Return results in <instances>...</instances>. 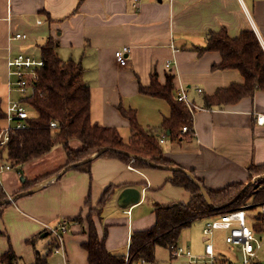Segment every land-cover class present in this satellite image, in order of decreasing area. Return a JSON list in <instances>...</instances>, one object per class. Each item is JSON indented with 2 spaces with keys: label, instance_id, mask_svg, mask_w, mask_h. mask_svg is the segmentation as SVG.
Returning a JSON list of instances; mask_svg holds the SVG:
<instances>
[{
  "label": "crops",
  "instance_id": "1",
  "mask_svg": "<svg viewBox=\"0 0 264 264\" xmlns=\"http://www.w3.org/2000/svg\"><path fill=\"white\" fill-rule=\"evenodd\" d=\"M222 29L231 37L253 29L264 47V0H0V83L5 85L9 78V57L20 51L41 56L42 46L54 36L61 59L80 61L84 67V80L91 87L93 122L128 127L129 135L123 137L129 140L131 126L122 108L134 109L146 129L166 136L162 145L168 159L192 171L206 188L219 190L248 182L250 166L264 165V123L258 122L264 115V89L235 103L197 109L193 113L195 135L173 141L162 126L171 116L170 103L141 88L150 85L154 76L164 84L173 73L175 94L185 85L193 100L203 106L206 95L234 82L243 83L239 69L216 67L222 61L220 51L205 49L210 35ZM16 33L26 37L14 38ZM124 45L131 51L128 63L121 65L115 51ZM171 176L172 170L137 168L109 155L94 158L90 172L69 169L40 190L0 204V259L11 243L21 257L18 264H33L37 252L45 255L56 244L53 235L45 234L46 225L68 220L67 261L89 264L84 247L89 224L72 218L81 212L87 215L112 184L114 193L94 219L100 235L106 234L107 248L126 257L132 234L156 223L157 205L192 199L189 190L168 181ZM127 186L138 187L141 200L121 207L118 198ZM210 218L199 220L205 225ZM32 237L34 243L28 241ZM49 238L51 244L46 243ZM181 257L193 259L187 254Z\"/></svg>",
  "mask_w": 264,
  "mask_h": 264
},
{
  "label": "trees",
  "instance_id": "2",
  "mask_svg": "<svg viewBox=\"0 0 264 264\" xmlns=\"http://www.w3.org/2000/svg\"><path fill=\"white\" fill-rule=\"evenodd\" d=\"M58 45L59 40L50 36L41 48L44 66L39 70L33 93L26 99L35 115L29 118L27 128L16 130L12 134L5 157L21 167L24 173L25 165L44 159L43 157L58 146L63 148L65 160L58 170L52 174L43 175L35 183L23 175L22 177L25 178L22 181L23 187L17 192L38 185L59 173L66 165L88 158L103 147L108 149L97 157L108 155L118 157L137 168H160L145 159L156 164L175 165L165 156L163 145L157 134L146 129L139 122L134 109L122 108V113L129 119L131 126L129 140L124 139L118 127L99 125L92 121L91 87L84 80V67L80 61L74 59L62 60L57 50ZM205 49L220 51L222 61L216 67L239 69L245 81L234 82L227 87L219 88L212 95H206L204 107L235 103L245 96H253L258 89H264V47L253 29L242 30L238 37H231L226 29L213 32ZM141 91L163 97L170 103L171 116L164 119L162 126L169 131L173 141L195 135L193 113L176 97L173 73L168 74L164 84L156 76L152 77L150 85L142 86ZM3 118H5V111L0 99V119ZM53 121L58 124L56 128L51 125ZM184 126H187L188 130L183 131ZM130 153L136 155V158L134 159ZM93 160L73 168L90 172ZM250 172L249 180L264 173V165L253 164L250 166ZM168 181L189 190L193 194L192 199L188 203L171 202L156 206L154 210L157 215L156 223L132 234L130 253L133 260L144 258L147 262L153 263L156 261L155 252L158 246L173 250L179 246L183 229L200 218L217 217L230 210L238 209L246 205V201L254 195L255 199L264 200V179L251 185L235 200V196L239 194L245 182H235L223 189L211 190L199 180L207 189L215 207L208 203L201 188L182 170L172 171ZM115 188L114 184L108 186L97 206L92 207L87 215L81 212L72 218L74 221L80 223L87 221L89 224V239L84 243L88 251L89 264H126L124 255L112 253L107 248L106 234L100 235L94 219L95 215H101ZM7 198L5 192H0V199ZM232 200L234 201L231 202ZM86 205H89V200ZM260 218L257 216L256 220ZM257 223L256 221L254 224L256 229L263 228ZM35 239L32 237L28 241L34 243ZM52 252L53 250H50L45 255L37 252L36 261L33 264H52L50 261ZM20 259L21 257L10 243L8 251L1 256L0 264H18ZM253 264L262 263L254 262Z\"/></svg>",
  "mask_w": 264,
  "mask_h": 264
},
{
  "label": "built area",
  "instance_id": "3",
  "mask_svg": "<svg viewBox=\"0 0 264 264\" xmlns=\"http://www.w3.org/2000/svg\"><path fill=\"white\" fill-rule=\"evenodd\" d=\"M139 2V0H136ZM14 38L26 37L25 34L16 33L13 35ZM131 51L129 45H124L116 49L115 56L117 61L121 65H126L128 63V55ZM44 66V59L41 56H35L34 54L27 51H20L16 55L9 57L8 67H9V78L8 82L11 90H15L20 93L21 98L12 101L9 99V105L5 110V120L6 125H0V185L3 189L2 191L6 194L10 193L5 185L4 178L6 174L14 171L16 176H23L24 171L18 165L13 164L5 156L8 144L11 140L12 134L16 130L25 129L29 126V118L33 116L29 108L31 105L26 101L34 90L35 83L39 77V70ZM171 66V60L167 62V67ZM15 77V78H14ZM199 93H203V88L200 86L196 87ZM178 100L184 102L194 113L197 109L206 108L204 106L198 105L188 92V87L185 85H180L177 91ZM259 123H264V115L258 117ZM53 127H57V122H51ZM188 130L187 126L183 127V131ZM161 143L166 141V136L159 137ZM253 204H246L238 209L230 210L224 214L217 217H211L208 219L203 227V233L205 234V240L208 242L205 245L206 254L213 259L215 258V247L211 240L213 232L220 229L228 230L226 234V242L233 245H238L240 247L239 260L242 264H253L254 262H260L256 258L258 256L259 250L263 246L264 237L260 236L258 231L264 229H256L252 227L247 222L248 207ZM261 210L260 212L264 214V202L259 204ZM254 217V216H253ZM261 219H259L260 221ZM45 234L53 235L56 247L54 252L64 251L65 247V235L70 230V222L68 220H62L57 225H46ZM186 251V253H185ZM65 253V252H64ZM172 256L179 257L183 254H187L190 258H193V254L190 250H186L184 246H177L171 250ZM126 264H147L144 258L133 260L132 254L127 253ZM60 264H69L67 261V255L65 253L64 260ZM151 264H167L163 261H155Z\"/></svg>",
  "mask_w": 264,
  "mask_h": 264
},
{
  "label": "rangeland",
  "instance_id": "4",
  "mask_svg": "<svg viewBox=\"0 0 264 264\" xmlns=\"http://www.w3.org/2000/svg\"><path fill=\"white\" fill-rule=\"evenodd\" d=\"M20 98L21 95L19 92L11 90L8 80L7 82H5V85H2L0 83V99H2L4 111L9 105V99H11L12 101H16ZM29 109L34 116V110L32 108ZM0 125H6L5 118L0 119ZM120 131L124 137H128L130 130L128 129V127H126L120 129ZM43 158L44 159L41 158L32 163H29L28 165H25L26 171L24 175L27 176L32 183L38 181V179H40V177H42L43 175L48 173L52 174L56 170H58L65 160V152L61 146H58ZM21 178V176L17 177L14 171L9 172L7 174V177L5 176L4 178V182L8 191L13 192V190L17 189L18 187L19 188L15 192L21 189V187H23ZM246 183L247 182H245V184ZM2 190L3 189L0 185V192H2ZM13 194L14 193L10 194V196L9 194H7V197L9 198ZM263 202L264 200L255 199V195L250 197L246 201V204H253L252 206L248 207L249 210H247V222L252 227H254L256 221L258 222L257 225H259L260 227H264V214L260 212L261 208L259 206V204ZM257 216L261 217L260 221L256 220ZM203 227L204 223L202 222V220H197L191 226L184 228L180 235L179 243L183 245L186 250H190L191 253H193V259L191 261L187 258H182L181 256L172 258L171 250L167 247H159L155 252L156 258L158 260L168 261L169 264H242V262H240L239 260L240 247L238 245H233L226 242L227 233H225L221 229L214 231L213 235L210 237L216 248L215 258L212 261V258L207 255L205 251V245L208 240H205L204 238L205 234L203 233ZM258 233L260 236L264 237V229L258 231ZM51 241L52 239L49 238L47 239L46 243L51 244ZM56 246L57 245L55 244L53 250ZM64 255L65 253L63 250H60L57 253H53L51 257L52 264H60V262L64 260ZM256 259L260 261V263L264 264V242L262 248L258 252V256Z\"/></svg>",
  "mask_w": 264,
  "mask_h": 264
},
{
  "label": "water",
  "instance_id": "5",
  "mask_svg": "<svg viewBox=\"0 0 264 264\" xmlns=\"http://www.w3.org/2000/svg\"><path fill=\"white\" fill-rule=\"evenodd\" d=\"M108 149V147H103L101 148L99 151H97L96 153H94L93 155H91L90 157L88 158H85L83 160H80V161H76V162H73V163H70L68 165H66L59 173L45 179L44 181H42L41 183H39L38 185L32 187V188H29V189H26V190H21L19 192H17L16 194H13L11 197L7 198V199H0V204H4L6 202H11V201H14L15 199L19 198V197H22V196H25V195H29V194H32L38 190H40L45 183L51 181L52 179L54 178H58L60 177L61 175H63L65 172H67L69 169H72L73 167L77 166V165H80V164H83V163H86L88 161H91L93 160L94 158H96L98 155H100L101 153H103L104 151H106ZM131 154V153H130ZM133 156V158L135 159L136 158V155L134 154H131ZM147 162L151 163L152 165L154 166H157V167H160V168H163V169H169V170H182L183 172H185L188 176H190L193 181L201 188L203 194L205 195L208 203L212 206V207H215L211 198H210V195L207 191V189L205 188V186L199 181V179L196 177V175L186 169V168H183L181 166H178V165H165V164H156L155 162L149 160V159H145ZM22 181L25 180L24 177L21 178ZM261 179H264V173L260 174V175H256L254 176L251 180H249L245 186L242 188L241 192L239 194H237V196L234 198V200L241 194L243 193L244 191H246V189H248L251 185H254L256 183H258ZM141 196H142V191L136 187V186H127L125 187L120 195H119V198H118V203L121 207H128L130 205H133V204H136L138 202H140L141 200ZM234 200H232L231 202H233Z\"/></svg>",
  "mask_w": 264,
  "mask_h": 264
}]
</instances>
